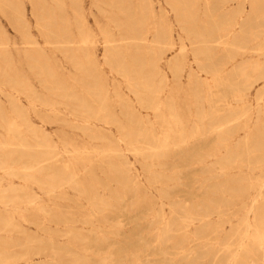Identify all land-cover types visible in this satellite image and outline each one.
Wrapping results in <instances>:
<instances>
[{
    "label": "rangeland",
    "instance_id": "1",
    "mask_svg": "<svg viewBox=\"0 0 264 264\" xmlns=\"http://www.w3.org/2000/svg\"><path fill=\"white\" fill-rule=\"evenodd\" d=\"M218 1L0 0V264H264V0L208 49Z\"/></svg>",
    "mask_w": 264,
    "mask_h": 264
},
{
    "label": "bare ground",
    "instance_id": "2",
    "mask_svg": "<svg viewBox=\"0 0 264 264\" xmlns=\"http://www.w3.org/2000/svg\"><path fill=\"white\" fill-rule=\"evenodd\" d=\"M223 1L222 0H219L218 1V7L215 11V14H213L211 16V22L209 23H206L204 24L203 28H204V31L202 34L198 35V42L202 43L206 48L210 49L212 48V45L211 44H220L222 43V38H224L225 36H227L229 33H227V30H228V27H226L225 23H224V10H223ZM128 19V17H127ZM125 20L124 22H122V24H116L114 25L115 27H117L118 32L120 34V37L119 39H124V36L127 38V39H132V40H137V39H140V40H145V34H142V27L140 25V23H133L131 21V19L129 20ZM233 24H237V23H232L229 24V26L231 25V27L233 26ZM121 25V26H119ZM103 34H104V42L105 43H113L114 41H116V39H113L112 36L113 34L112 33H107L106 31H103ZM82 44L84 45H92L93 44V39L90 35H85L84 37L80 38L79 40ZM172 45V44H171ZM201 53V50H197L195 53H194V58H196L198 56V54ZM86 59H89L88 61L94 65V63L96 64V61H95V58H94V55L93 54H90L87 56ZM199 64H201V66L199 67V70L200 71H205L204 70V65H202L201 62H199ZM213 65V64H212ZM215 68L216 66L213 65ZM206 72V71H205ZM207 73V72H206ZM218 77H221L220 75H218ZM81 100V99H80ZM90 101H93V100H90ZM82 103H80V106H79V115L80 117L83 119V120H87L89 119L88 117V112H89V108L90 106L89 105H86V101L84 102V100L81 101ZM101 109H97V112L100 111ZM173 118V117H172ZM95 119V118H93ZM88 121V120H87ZM104 122H106L107 124H113L112 122H109L107 120H102ZM173 121H175L174 119L171 120V122L173 123ZM103 122V123H104ZM105 123V124H106ZM162 124H167V122H164L162 120ZM94 126V125H93ZM167 127H169V125H167ZM122 129V128H120ZM172 128H168L169 131H171ZM170 134H166V139H168V136ZM130 144L131 147H133V149H137L135 145L131 144V143H128ZM52 158V156H51ZM52 172H51V175H49L48 177L50 179H53L52 176ZM47 185H45V190L46 192H52V189L54 188L53 184H50V183H45ZM255 239L259 242H263L264 241V236L263 234L259 233L255 236Z\"/></svg>",
    "mask_w": 264,
    "mask_h": 264
}]
</instances>
